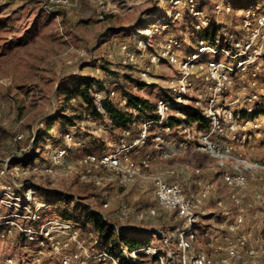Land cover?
<instances>
[{"label":"built area","instance_id":"2783aa9c","mask_svg":"<svg viewBox=\"0 0 264 264\" xmlns=\"http://www.w3.org/2000/svg\"><path fill=\"white\" fill-rule=\"evenodd\" d=\"M79 1L39 0V7L58 18L59 11L69 10ZM88 1L97 3L105 13L112 0ZM202 1L156 0L163 16L144 28L142 37L119 46L122 66L138 72V82L145 88L159 83L165 93L156 100L155 119L139 117L138 109L128 106L127 93L132 92L122 79L98 68L99 75L93 78L102 88L93 86V106L121 132L118 146L71 159L73 147L81 142L69 131L62 136L66 145H46L45 163H17L0 170V177L11 178L0 188V205L9 210L0 216V224L14 228L34 246L38 263L55 264L45 262L49 257L57 264H264V162L246 153L254 140L264 139V3L237 11L235 4L220 0L209 11ZM186 14L189 19L185 20ZM225 16L238 18V23L232 20L228 25L222 20ZM170 23L190 28V32L185 28L164 36ZM191 43L194 49L188 51ZM69 44V52L75 56L68 63L88 67L91 53ZM163 64L174 68V76L166 79L157 72ZM133 88L138 90V84ZM104 100L139 122L136 134L135 122L121 127L110 120ZM184 107L196 109L201 120L189 119L181 110ZM172 116L186 121L172 126L168 124ZM24 138L20 134L15 141ZM128 138L133 139L128 142ZM151 139L153 151L134 158L133 150ZM193 151H201L219 164L216 178L207 179L202 168H194L198 176L195 188L187 190L180 181L169 179L177 174L174 168L153 171L156 162L172 161ZM10 169L20 176L42 173L57 179L75 175L104 190L103 210L112 209L106 189L109 184L125 188L151 181L157 208H149L147 213L155 216L158 208L166 210L181 224L168 231L154 230L160 248L147 243L134 250L122 248L119 257L81 223L61 216L45 218L42 212L50 204L38 200L33 187L18 184ZM220 188L226 192L220 193ZM212 202L214 206L208 205ZM117 213L128 218L134 210L121 200ZM146 257L153 259L149 263ZM15 263L13 256L5 260V264Z\"/></svg>","mask_w":264,"mask_h":264},{"label":"rangeland","instance_id":"374dc122","mask_svg":"<svg viewBox=\"0 0 264 264\" xmlns=\"http://www.w3.org/2000/svg\"><path fill=\"white\" fill-rule=\"evenodd\" d=\"M218 1L220 0L202 1V4L211 11ZM228 1L236 3L237 11L254 9L264 3L263 0ZM39 6V0H0V22L5 25L0 30V170L7 165L9 168L15 166L14 158L19 159L22 154L31 152L36 134L46 127L47 119L57 112L73 117L75 121L73 125L61 120L54 123V128L35 150L40 155L36 158V163L47 161L46 145L53 143L51 136L59 137L60 130L63 134L74 131L80 139L77 141L82 145L78 144L79 146L73 148L81 146L84 149L83 153L111 151L118 146L122 136L120 131L112 128L106 120L86 117L87 104L83 105L80 98H75L76 102H72L64 93L67 87L73 86L75 79L79 81L99 75L96 72L98 68L117 74L129 92L142 99L154 101L165 94L159 83L147 88L138 85L139 89L135 90L133 87L139 84L138 72L122 66L119 51L122 42H132L142 37V30L163 16V9L156 0H112L110 10L105 13L98 5L94 6L86 0H80L75 7L59 11L58 18H55V15H47ZM186 19H189L187 14ZM222 20L231 26L233 17L225 16ZM234 20L235 24L238 23V18ZM141 23L145 26L141 27ZM185 28L170 23L163 35L179 34ZM187 30L190 32V28L184 31ZM69 43L91 53L93 60L88 67L80 62L68 63L75 56L74 52H69ZM192 49L193 43L187 47L188 51ZM157 72L166 79L174 76V68L169 64L160 65ZM82 115L86 119L80 120ZM134 122L136 134L139 122L135 119L132 123ZM176 131L179 129L176 128ZM20 134H24L25 138L19 142L15 141V137ZM59 138L60 142L53 144L66 145L63 137ZM246 153L252 159L264 162V139L254 140ZM178 158L197 168L204 170H209L205 169L207 167L212 168L213 175L206 173L204 176L207 179L216 178L221 170L215 160L201 151ZM157 163L163 166L161 162H156L155 166ZM10 172L20 185L24 186L28 182L70 195L73 200H68L67 205L65 202L60 205L62 208H68L72 214L79 216L83 214L85 208L95 209L117 226L129 225L139 228L138 231L145 243L153 247H161L160 238L154 230L162 229L166 219L176 217L174 213L159 208L155 216L147 213L149 208H157L151 181L145 183L148 189L141 196H133V191L126 194L129 186L121 188L109 184L106 189L112 200V209L103 210L101 206L104 190L80 181L75 175L56 179L42 173L20 176L11 169ZM9 181L10 177H0V188ZM117 190L123 198L115 197L114 191ZM225 192L224 188H220V193ZM121 200L127 202L134 210L128 218H120L117 213ZM50 210L52 208L48 209ZM8 213L9 210L0 206V216ZM54 216L57 215L49 214L44 217ZM0 233V264H5V260L10 256L16 259L15 264H41L36 260L33 245L21 241L14 232L7 235L2 231ZM152 259L145 258L147 261ZM49 261L54 262L55 259L47 257L45 262Z\"/></svg>","mask_w":264,"mask_h":264},{"label":"trees","instance_id":"16d2710c","mask_svg":"<svg viewBox=\"0 0 264 264\" xmlns=\"http://www.w3.org/2000/svg\"><path fill=\"white\" fill-rule=\"evenodd\" d=\"M86 1L90 2L88 0ZM203 1H208V0H203ZM90 3L93 4L94 6H97V3L95 2H90ZM4 26L5 25L2 22H0V30ZM140 26L144 27L145 24L141 23ZM74 81L75 83L73 84V86L67 87L64 90L67 99L71 100L72 98H80L82 102H84V104H87L85 108V112H87L86 113L87 115H91L93 119L104 120L103 116L98 112H96L93 106V96L91 91L94 85L97 86V89H101L102 84L91 77H86L80 79L79 81L75 79ZM138 85L140 87L145 86L144 83H139ZM127 96L129 98L128 106L138 109L140 115L139 117H146L151 119H155L157 117L155 113L156 100L153 101L149 99H142L133 93H127ZM103 106L110 120L115 125L121 127H128L132 123L133 121L132 116L125 113L122 109L116 107L109 100H104ZM181 110L186 113L189 119H194L198 121L201 120V117L199 116V113L197 112L196 109L191 107H184L181 108ZM83 119L86 118L83 115L80 116V120ZM58 120L73 125L75 118L64 116L63 114L58 112L55 115L49 117L46 121V127L43 130H39L38 133L36 134L34 143L31 147L32 148L31 152L24 153V156L21 160L18 158H14L16 164L21 163L24 165H32L36 163V158H38L40 155L35 150L40 147L39 144L48 136L49 132L54 128V123L57 122ZM168 121H169L168 124L172 126H177V125H181L182 123H185L186 120L172 116ZM59 133H60L59 137H62L63 132H61L60 130ZM59 137L51 136V140L55 144L59 143L61 139ZM132 139L133 138H128L127 140L128 142H130L132 141ZM28 184L30 186H28ZM24 186L25 188L33 187L35 190L36 198L42 202H46L50 204L51 206L50 208H52V210L50 211H48V209L44 210L42 212L43 216H49V214H53L64 218L73 219L81 223L86 231H90L96 234L105 243V245L108 247L110 252H112L113 254L119 257H121L122 248H128L129 250H134L145 244L144 239L140 236L141 233L138 231L139 228L129 225L117 226V224L109 221L98 210L85 208L83 214L78 216L72 214L68 210V208H62L60 204L65 202V205H67L68 200L69 201L73 200V198L70 195L64 192L55 189H50L47 187L35 186L28 182H26ZM179 224H181V221L178 220L176 217L168 218L163 222L162 229L160 230H167V231L172 230L175 226ZM1 231L4 232V234L6 235L14 232L21 241L27 242L26 238L22 234L18 233L14 228L10 227L9 225L0 224V232ZM30 245L32 246V244ZM54 263L57 264V262L55 261Z\"/></svg>","mask_w":264,"mask_h":264},{"label":"crops","instance_id":"0c3cea01","mask_svg":"<svg viewBox=\"0 0 264 264\" xmlns=\"http://www.w3.org/2000/svg\"><path fill=\"white\" fill-rule=\"evenodd\" d=\"M82 104H84V102H82ZM84 105H86V104H84ZM152 151H153V141L151 139L147 142V144L144 147L133 150L132 156L134 158L140 159L146 153L152 152ZM83 152H84V149L81 146L74 148V150L71 154V159H75L77 156H79ZM193 152H195V151H193ZM167 168H174L175 171L177 172V174L175 176H169V179H176V180L180 181L185 186V188L187 190H191V189L195 188V181H196L198 176L193 173V169L197 168V167H194L191 164L183 162L182 159H180V158H176L172 161L164 162L163 166H161V164L157 163V166H155L153 168V171H162V170H165ZM205 169H209V170L203 169L204 176L206 173L209 175H213L214 170L212 168L207 167ZM211 169H212V172H211ZM146 187H147V185H145L142 182H135V183H132L131 185H129V188L127 187L128 189L125 191V193L129 194L130 191L131 192L133 191L134 192V193L132 192L133 196H141L148 189ZM114 195L117 199L123 198V195L121 196V194L118 192V190L114 191ZM153 197H154V201H155L156 206H157V202H156L155 196H154V189H153ZM208 205L214 206L213 202L209 203ZM148 262L150 263L151 261H148Z\"/></svg>","mask_w":264,"mask_h":264}]
</instances>
